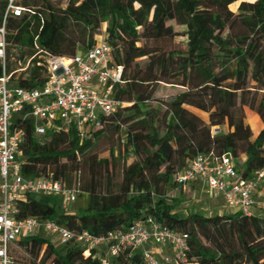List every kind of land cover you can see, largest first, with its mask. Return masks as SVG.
I'll return each mask as SVG.
<instances>
[{"label": "trees", "instance_id": "1", "mask_svg": "<svg viewBox=\"0 0 264 264\" xmlns=\"http://www.w3.org/2000/svg\"><path fill=\"white\" fill-rule=\"evenodd\" d=\"M238 1L68 0L64 8H54L50 0H17L28 12L7 18L5 70L12 79L18 63L27 66L15 84L42 86L48 79L42 52L74 55L92 46L106 23L103 39L112 48L111 63L123 67V83L113 87V94L132 103L83 135L73 128L68 133L49 130L42 143L31 119L24 121L26 135L19 146L23 175L73 183L72 173L78 172V196L85 195L86 201L64 212L56 197L28 196L18 203L19 217L50 218L97 236L152 217L187 233L189 257L200 264H264L260 211L182 215L169 195L176 186L174 175L199 152H230L235 160L243 153L236 168L244 177L264 168V128L254 136L243 111L247 106L264 122V0H242L233 12L229 5ZM3 12L0 2V24ZM169 21L185 26L184 46L174 42ZM160 82L185 88L164 104L162 116L159 107L148 104ZM122 125L125 146L135 158L117 180L113 160L98 159L91 151L107 129L119 131ZM213 126L220 131L212 134ZM45 241L40 235L17 240L12 249L17 264H101L100 250L85 255L78 244ZM111 264L146 263L135 251Z\"/></svg>", "mask_w": 264, "mask_h": 264}, {"label": "built area", "instance_id": "2", "mask_svg": "<svg viewBox=\"0 0 264 264\" xmlns=\"http://www.w3.org/2000/svg\"><path fill=\"white\" fill-rule=\"evenodd\" d=\"M0 2L4 4L0 24V264H17L12 255L15 242L36 235L47 240L45 244H78L85 255L91 249L100 250L101 264H111L117 256L135 251L141 252L146 264H200L189 257L187 233L160 225L152 217L100 236L70 229L50 218L19 217L18 203L28 196L56 197L61 210L68 212L81 192L78 181L23 175L19 146L26 135L24 121L31 119L33 133L42 143L49 130L68 133L73 128L83 135L130 103L114 97L113 87L123 83V67L111 63L112 48L102 35L71 56L42 52L48 69L42 86L25 88L13 83L5 70L6 21L28 10L17 0ZM219 131L218 126L211 128L212 134ZM173 181L180 187L199 181L207 192L221 196L229 208L248 215L253 208L264 212V196L260 195L264 194V168L244 177L230 152L197 153Z\"/></svg>", "mask_w": 264, "mask_h": 264}, {"label": "rangeland", "instance_id": "3", "mask_svg": "<svg viewBox=\"0 0 264 264\" xmlns=\"http://www.w3.org/2000/svg\"><path fill=\"white\" fill-rule=\"evenodd\" d=\"M68 0H50L51 6L54 8H64L67 4ZM239 0L237 3L229 5L230 10L233 12H237L238 5L240 3ZM251 1V0H246ZM168 23L172 24L174 30L176 31V35L174 37V42L178 43L181 46H184L187 40L185 34V26L179 25L174 21H169ZM106 23H102L100 25L97 34L94 35V39L99 38L98 34L103 36L105 30ZM83 47L82 45H78V48ZM42 58V57H39ZM18 68L16 72L13 74L12 82L16 83L18 76H20L27 66V63L21 65L17 64ZM185 90L184 87L180 85H173L170 83L160 82L155 86V92L153 94V99L149 101V105L152 107L160 108V115L162 116L163 110L165 109L164 104L168 101H171L177 94ZM130 104L127 106L130 107ZM245 121L249 124V127L254 136H256L259 131L264 128V122L260 119L259 115L248 108L247 106L243 107ZM202 116L207 119V115L201 113ZM126 133L125 126L122 125L119 131H115L113 128L107 129L96 141L95 145L91 151V154H96L98 159L109 158L112 159L115 164V174L116 179L119 180L121 178V170L124 166L129 165L135 158L132 154L130 147L125 146ZM113 152V157H111V153ZM245 155L243 153H239L236 159L237 163H241L244 159ZM82 178L84 181L87 180L88 174L86 170L82 171ZM72 180H78V172L72 173ZM204 189V188H203ZM169 195L173 199V203H175V209L181 213L182 215H187L191 212H199L204 213L206 215H215V214H225L233 211V208L225 207L217 198L209 196V193L204 191L196 190L194 191L192 187L190 189H184L180 186H174L169 190ZM86 201V196H78L75 203H73L68 212H74L78 207L83 206ZM264 215V212H260ZM17 252H20L25 255V253L17 249ZM26 256V255H25Z\"/></svg>", "mask_w": 264, "mask_h": 264}, {"label": "crops", "instance_id": "4", "mask_svg": "<svg viewBox=\"0 0 264 264\" xmlns=\"http://www.w3.org/2000/svg\"><path fill=\"white\" fill-rule=\"evenodd\" d=\"M191 187H192V189H193L194 191H196V190H200V189H201L202 191H204V192H206V193H209V192L206 191L205 186H204L201 182H199V181L191 182V183H187L186 185L183 186L184 189H190ZM203 188H204V189H203ZM258 195H259V193H258ZM260 195L264 196V194H262L261 192H260ZM209 196H212V197H214V198L219 199V201H220L225 207H227V206L225 205L224 200H223V198H222L221 196H219V195H217V194H211V193H209ZM227 208H229V207H227ZM252 211H254V212H259L257 208H253Z\"/></svg>", "mask_w": 264, "mask_h": 264}]
</instances>
